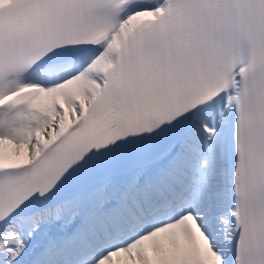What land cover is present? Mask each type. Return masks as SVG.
Returning <instances> with one entry per match:
<instances>
[{"label":"snow or ice","instance_id":"obj_1","mask_svg":"<svg viewBox=\"0 0 264 264\" xmlns=\"http://www.w3.org/2000/svg\"><path fill=\"white\" fill-rule=\"evenodd\" d=\"M0 264H264V0H0Z\"/></svg>","mask_w":264,"mask_h":264}]
</instances>
